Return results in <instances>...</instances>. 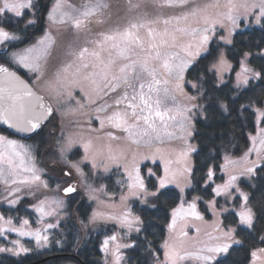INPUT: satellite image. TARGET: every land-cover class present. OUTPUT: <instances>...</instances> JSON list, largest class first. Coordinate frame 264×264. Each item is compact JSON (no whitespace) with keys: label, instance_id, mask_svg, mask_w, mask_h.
Segmentation results:
<instances>
[{"label":"snow or ice","instance_id":"obj_1","mask_svg":"<svg viewBox=\"0 0 264 264\" xmlns=\"http://www.w3.org/2000/svg\"><path fill=\"white\" fill-rule=\"evenodd\" d=\"M112 8L108 0H82L79 5L52 0L43 18L48 26L41 31L36 0H0V128L6 126L0 132V254L20 256L29 252L20 237L30 236L41 247L49 243L50 230L74 227L68 223L70 215H61L78 190L73 180L78 177L89 198L98 200L97 193L105 186L97 188L95 182L110 174L111 163L122 168L127 177V191L120 197L123 202L134 199L142 207L156 208L169 186L179 189V203L172 208L167 225L170 233L182 221L179 237H187L189 218L203 221L204 212L214 217L212 231L206 233L208 240H195L198 246L194 252L185 247L183 239L170 237L163 242L161 260L159 250L147 241L146 252L154 264H181L190 259L196 264H222L235 246L245 245L249 246L248 264H264V203L257 204L252 198L258 187L256 180L264 176V103L260 100L264 96V63L253 66V60L264 61V47L257 41L255 51L251 46L236 50L238 60L236 56L230 60L227 48L222 47L235 48L237 33L264 32V0H225L223 4L220 0H126L123 16ZM63 25L73 30V40L64 42L52 31L55 27L59 32ZM217 25L225 29V35L219 34ZM58 49L63 50L64 60L57 73L46 80L48 64ZM209 57L212 62L203 69V75L189 81L187 74ZM21 69L30 74L28 80L18 74ZM228 73H235L234 78H226ZM33 77L46 82L55 107L33 90ZM189 84L193 94L185 90ZM224 89L232 94L233 102L245 100L237 116L245 121L242 128L249 127L248 116L254 117L255 131L248 133L246 150L239 160L228 155L227 143L213 146L217 156L224 153L220 165L224 175L216 177L215 166L208 167L199 177L203 188L188 165L176 171L168 160L163 174H159L146 163L151 160L155 164V154L140 159L134 155L128 163L123 152L116 155L109 148L105 156L93 149L94 132L96 140L102 136L120 139L118 133H123L132 144L143 142L146 146L160 141L162 135L186 140L192 136L197 119L208 121L217 109L230 111L227 93L221 94ZM68 105L86 119L71 121L79 128L77 132L65 135L61 124L58 136L48 134L54 137L50 147L55 152H45L51 155L50 164H46L40 159V144L29 141L58 115L63 122L67 113H58V109ZM13 135L17 138H10ZM220 139H224L223 133ZM76 147L83 149L80 159L72 158ZM192 151L195 149L189 145L180 155L186 158ZM238 163L243 165L239 172L233 168ZM86 164L91 166L89 172L84 171ZM57 169L59 175L50 174ZM119 183L125 185L124 180ZM189 188L197 193L190 202L185 191ZM38 193L42 199L37 198ZM26 197L37 199L29 207L37 213L38 223L48 218L44 228L30 229L28 219L13 215ZM198 201L205 205L203 210L198 209ZM127 207L119 217L94 211L89 223L117 221L123 237L133 231L139 235L144 231V221ZM226 213H234L231 220L224 217ZM17 220L19 226L14 222ZM195 230L200 232L198 227ZM11 234L17 238H10ZM117 240L113 234L102 241L105 264H109V255L111 264H125L121 249L136 247L135 243Z\"/></svg>","mask_w":264,"mask_h":264},{"label":"trees","instance_id":"obj_2","mask_svg":"<svg viewBox=\"0 0 264 264\" xmlns=\"http://www.w3.org/2000/svg\"><path fill=\"white\" fill-rule=\"evenodd\" d=\"M51 0H36L37 5V17L38 26L41 27V31L45 26V19H43L47 13L48 6ZM32 29H29L31 32ZM41 34L37 32V35ZM259 41L260 47H264V32L259 29L250 30L243 34L237 33L235 35V48L231 46H223L227 48V54L231 60L233 56L239 59L236 55V50H243L247 46H251L255 51V46ZM215 47V44H213ZM211 58L203 59L195 68L187 74L188 80L195 81L196 78L203 75V69L206 66H210ZM264 61L253 60V66H259ZM22 73V72H21ZM231 73V77H232ZM23 75L26 74L23 72ZM211 75V74H209ZM27 77V75H26ZM28 78V77H27ZM231 87V85H229ZM259 93V89H257ZM227 93V101L230 105V111L224 112L222 110H215L209 115V120L204 121L202 118L195 121L193 140L195 142V151L193 152V166L195 176L197 180L199 177L207 172L208 167L215 166V171L220 170V164L224 156L223 151L217 156L213 151V146L217 148L222 143L228 144V155L238 156L246 150V143H248V133L254 132L255 125L252 124L254 117L248 116L249 123L248 128H242L241 125L245 121H242L237 116V109L241 103L245 100L234 101L231 93H228L227 89L223 90V93ZM260 100L264 103V96H260ZM53 125L56 127L53 128ZM58 120L49 121L43 132L38 137H35L29 143H39V154L40 159L48 164L51 159V155H45V152L50 149L54 153L55 148L50 146L53 144L52 140L54 137L49 136L50 132H58ZM3 131L2 129H0ZM224 134V139H220V134ZM58 134V133H57ZM56 134V135H57ZM215 138H212V137ZM155 165V171L160 172L159 167ZM119 169H113L105 179L101 182H105L107 190L114 183L111 173H118ZM220 174L216 173V177H220ZM218 180V179H217ZM258 187L252 192L253 201L257 204L264 203V176L259 177L256 180ZM199 187L203 188V181L199 180ZM210 192V189L208 190ZM178 190L169 187L163 196L160 197V201L157 203L156 208L142 207L138 202L134 205V211L140 215L144 221V231L129 236L131 243H135L136 247L126 249V263L127 264H154V261L146 252L148 246L147 241L152 242V247L159 250V257L162 256L161 244L166 237L167 225L170 219V211L179 203ZM187 198H191L197 193L192 189L186 190ZM73 198L68 202L66 215L71 216L69 224H74L70 230L68 228H57L52 230L50 233V243L48 246L43 248H36L29 243L31 251L25 255L12 256L6 253L0 254V264H104L101 260V251L99 246L102 241V237L105 234H109L116 230V226L113 224L100 223L95 228H91L85 225L89 212L91 210V204L86 200L85 196L76 192L72 195ZM25 200L20 204L18 213L19 216L29 215L33 213L30 210H24ZM202 210L204 209L203 203H201ZM207 216L208 213L205 212ZM232 215L224 214L227 220H231ZM222 217V219H224ZM226 220V222H227ZM81 221L84 223L82 224ZM145 236L147 240H145ZM249 246L245 245L235 246L229 255L222 259V264H248L250 257L248 256Z\"/></svg>","mask_w":264,"mask_h":264},{"label":"rangeland","instance_id":"obj_3","mask_svg":"<svg viewBox=\"0 0 264 264\" xmlns=\"http://www.w3.org/2000/svg\"><path fill=\"white\" fill-rule=\"evenodd\" d=\"M69 2L73 3V4H76V5H79L82 2V0H69ZM108 2L113 6L112 10H113L114 13L119 11L121 16L124 15L123 9H124V5L126 4V0H108ZM203 2L214 3L215 0H203ZM224 2H225V0H220L221 4H223ZM51 3H52V0H51ZM51 3L49 4L48 8L51 6ZM219 10L220 11H226L223 8H221ZM214 11H216V10L210 9V12H214ZM45 17H46V15H45ZM44 22H45V26H44V28H45L48 25H47L46 20ZM224 23H227V22L224 21ZM217 30H218L220 35H225L226 34L225 29L220 28L219 25H217ZM52 31L60 39H62L64 42H68V41H71V40L74 39V32L68 25L60 26V31L59 32L56 31L55 27L52 29ZM38 35H40V34H38ZM184 39L186 40L187 38H184ZM63 60H64L63 50L58 49L54 53V56H53L52 60L48 64L46 80L51 78V77H53L57 73V71L60 68L61 62ZM21 71L26 73L27 76L29 77V75H30L29 73H27L23 69H21ZM230 75H231V73L226 74V78L228 76H230ZM234 76H235V73L232 74L233 78H234ZM189 81H191V80H189ZM30 83L32 84L33 88L36 91H38L39 93H41L42 95H44L48 99V101L50 102V104L53 107L56 106V100H55L54 96L49 91H47V87H46V82L45 81L37 82L35 80V78L33 77L31 79ZM185 90L188 91L189 94H193V90H191V85L190 84L186 87ZM78 95H79V93H77V96ZM73 104H74V102H73ZM72 106L73 105H68L64 109H58V113L60 111H63V112H66L67 115L64 117L63 122H61V119H60L59 115L57 116V120H58V127H57L58 128L57 129V131H58L57 133L58 134L56 133L57 136L60 134L61 124L63 126L65 135H68L70 133L79 131L78 127H74L71 124V121H74V120L83 121V120L86 119V117L81 115L79 112H75V113L72 112L70 110ZM194 126H195V121H194ZM95 127L99 128V124L96 123ZM0 132H2V131L0 130ZM193 132H194V130H193ZM85 135L87 137V134H85ZM91 135H92V138H93V149L94 150L103 152L105 156L108 155L109 148L111 149V152L113 154H116V155H119L121 152H123V153H125L127 155V162L128 163H131L132 157L134 155L137 157V159H140L145 154H147V155L155 154V156H156L155 164L160 169L159 174H163V169H164L165 162L168 161V160L172 161V163L169 165V167L171 169H173V170H176V171L181 170L184 167V165H188L191 168L193 166V152L194 151L190 152L186 158H182L181 155H180L181 152L187 151L189 145L192 148H194V149L196 148L195 147V142L193 140V134H192V136L190 138H186V140H181V139H178V138H175V137H168V136H163L162 135L160 141H153L150 146H146L143 142L140 143L139 145L132 144L131 141L128 140L125 137V134H123V133H118V136H120L121 138L120 139H116V140H111L107 136H102V138L100 140H96L95 136L97 135V133L94 132ZM10 138H16V137L11 136ZM52 142L54 143V138H53ZM157 149H159L158 152H157ZM54 152H55V150H54ZM243 153L238 155V156H232V155H229V156H231L233 159L239 160V158L243 155ZM71 155H72L73 159H80L82 157V155H83V149L80 148V147H76V148L73 149V152H72ZM47 162H49L48 164H50V161H47ZM106 162H108V161H106ZM108 163H110V162H108ZM146 163L148 164L149 167H152L155 170V165L153 164V162L151 160L147 161ZM223 163H224V159L222 158L221 164H223ZM242 166H243L242 163H238V164L234 165L233 168L235 169V171L239 172V170L242 168ZM110 167H111V170L117 168L114 164H111V163H110ZM90 168H91L90 164H86L84 166V171L85 172H89ZM144 171L146 173L147 169L145 168ZM215 172L217 174H220L221 176L224 175V173H222L220 170L219 171H215ZM50 174L59 175V170L57 169L55 172L50 173ZM102 175H103V173H102ZM111 175H112V178H113L112 180H113L114 183L110 186L109 190H107L105 182H101V180H97L95 182V187H97V188H99L101 185L105 186L103 192L97 193V195L99 197L98 200H93V199L89 198V193L87 192V190L83 186L78 184V179H79L78 177H75V179L73 181H75L77 183L78 191L81 192L85 196L86 200L91 204V210L89 212V216H88V219H87V222H86L87 223L86 226H89L91 228H95L100 223L113 224V225H115L117 227L116 230L112 231L109 234H105L102 237V241L105 239L106 236H111V235L115 234V235H117V238H118L117 242H119V243H131V240H129V236L131 234H135L136 232L133 231L129 236L123 237V235H122L123 234V229H120L118 227V222L117 221H108V220H105V219H98V220L95 221V223H89V219L92 216L94 211L98 212V213H105V214L111 213V214H114V215L119 217V216L122 215L123 212L128 210L127 206H130L133 215H138L134 211V205L138 201H136L134 199H130L127 202H123L120 199L121 195L126 193V191H127V188H126L127 177L124 174L123 169L120 168L117 174L116 173H111ZM185 175H187V174H185ZM74 176H75V174H74ZM121 180L125 181V185L123 187L119 183V181H121ZM216 182L220 183L221 181L220 180H216ZM52 187L55 188V184H53ZM169 187H173V188L177 189L178 192H179V189L176 188L174 185H171ZM48 195H51V192H49ZM60 196L61 197L64 196L62 191L60 193ZM37 198L38 199H42L43 195L38 193L37 194ZM191 199H192V197L189 198V199L187 198V200L189 202L191 201ZM24 200H25V203H24L25 206L23 207L24 210L25 209L26 210H30L33 213V215L32 216L23 215V216H20V217H23V218L29 220V228L30 229L44 228L48 218L45 217V223H38L37 222L38 221L37 213H35L29 207L30 204L36 203L37 199H33L32 197H26ZM197 203H198V209L202 210V208H201V203L202 202L198 201ZM126 204H127V206H126ZM204 207H205V205H204ZM207 213H208L209 216H207L205 214V212H204L205 219L203 221H197V220H193L191 218L188 219V221H187L188 226L185 229L188 232V236L187 237H179L180 229L184 226V222H182V221H178L177 229H176V231L174 233H170L168 228H167L166 237H165L164 241L166 239H169L170 237H179L180 239H183L185 247L189 251H193L194 252L196 246H198V245H194V241L195 240L207 241L208 240V236L206 235V233H210L212 231V222H213L214 217L212 216L211 212H207ZM170 214H171V211H170ZM13 215H17V214L13 213ZM61 215H66V213H61ZM221 219H222V217H221ZM170 220H171V215H170L169 222H170ZM14 222L17 223V226H19V221L18 220L14 221ZM197 227L200 229L199 233H197L196 230H195ZM51 232H52V230H50L49 233H48V235H49V243H50V233ZM10 238L15 239L17 237L15 236V234H11ZM19 239L21 240V243H23L26 247H28L30 249H31V247H29V243L30 242H32L31 245H33L36 248H43V247H46V246L49 245V243H48L46 246L38 247L36 245V243H35V240L32 237H30V236L20 237ZM102 241H101V243H102ZM163 242L161 244V250H162V256L160 258L161 260H163V258H164V255H163V251L164 250L162 248ZM100 246H101V244H100ZM100 246H99V249H100ZM110 247H112V245H110ZM125 251H126V249H121V252L124 254V257H125V264H127L126 263V252ZM29 252H27V253H29ZM27 253H22L21 255H25ZM6 254H8V253H6ZM9 255H11V254H9ZM101 260L105 264V254L103 252H101ZM108 261H109V264H111V256L110 255L108 257ZM181 264H196V261L194 259H190L188 261L181 262Z\"/></svg>","mask_w":264,"mask_h":264},{"label":"water","instance_id":"obj_4","mask_svg":"<svg viewBox=\"0 0 264 264\" xmlns=\"http://www.w3.org/2000/svg\"><path fill=\"white\" fill-rule=\"evenodd\" d=\"M18 74L21 76V78L22 79H25V80H27L20 72H18ZM33 90L37 93V94H39V95H41V96H43L44 97V99H45V102L46 103H49L50 104V102L48 101V99L44 96V95H42L41 93H39L38 91H36L34 88H33ZM4 128H6V126H4ZM4 128H2V129H4ZM13 136H15V135H13ZM16 137V136H15ZM73 183H76L75 181H73ZM77 192H79L78 190H77ZM63 193V192H62ZM81 193V192H80ZM75 194V193H74ZM73 195V194H72Z\"/></svg>","mask_w":264,"mask_h":264}]
</instances>
